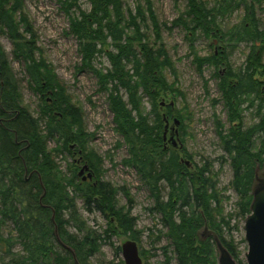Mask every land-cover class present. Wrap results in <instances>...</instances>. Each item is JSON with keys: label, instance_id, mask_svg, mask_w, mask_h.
<instances>
[{"label": "trees", "instance_id": "obj_1", "mask_svg": "<svg viewBox=\"0 0 264 264\" xmlns=\"http://www.w3.org/2000/svg\"><path fill=\"white\" fill-rule=\"evenodd\" d=\"M83 1L58 0L69 20L68 33L77 40V72L91 71L98 91L107 94L114 130L122 139L117 146L128 149L123 162L137 171L150 191L153 204L148 209L166 229L159 231L169 241L163 248L167 262L174 257L177 264H219L214 237L204 233L207 225L238 264H247L234 238L239 226L233 220L250 214L259 170L264 168V61L256 50L258 43L264 44V29L255 10L263 0H214L213 5L210 0H187L170 26L159 20L152 0H137L134 10L124 0H87L91 8L86 10ZM240 8L245 10L242 19L223 29L220 20ZM178 26L186 30L188 56L198 72L202 75L205 66L214 68L220 97L212 104L222 103L227 112L226 122L213 112L224 161L233 170L232 180L223 187L221 170L212 160L200 165L190 160L188 165L185 160L192 159V153L164 140L165 118L180 120L181 141L189 135L193 119L176 61L163 39V28L172 32ZM0 35L11 41L13 59L23 63L28 87L40 100L36 116L0 42L1 264H97L93 258L106 243L114 246L116 257L99 264H124L121 247L112 238L127 235L141 244L144 230L132 213L134 196L126 185L103 178L104 159L90 146L94 133L86 129L84 109L44 56L24 0H0ZM211 37L227 41V46L200 54L197 40ZM241 43L251 44V51L234 69L230 45ZM103 57L109 65L98 66ZM221 66L226 67L223 74ZM168 95L174 106L162 107ZM178 97L185 102L182 108L175 107ZM251 108L254 121L248 124L244 113ZM51 141L55 146H49ZM64 154L83 157L92 179L78 174L79 159L67 161L63 170L57 158H66ZM230 189L237 195L234 212L225 211ZM121 192L127 204H120ZM79 199L86 211L107 220L104 230L88 224ZM140 254L147 259L150 250L141 249Z\"/></svg>", "mask_w": 264, "mask_h": 264}, {"label": "rangeland", "instance_id": "obj_2", "mask_svg": "<svg viewBox=\"0 0 264 264\" xmlns=\"http://www.w3.org/2000/svg\"><path fill=\"white\" fill-rule=\"evenodd\" d=\"M127 6L133 10L137 0H124ZM144 2V0H140ZM154 10L161 22H167L170 26L171 22L176 19L180 12L184 9L187 0H152ZM211 5L214 0H210ZM253 1V0H249ZM83 9L89 10L90 3L87 0L82 2ZM24 8L31 22L33 23L38 37L39 45L43 49L44 56L50 61L57 74L68 87L74 102L82 105L84 109V121L86 129L94 133V138L90 142V146L94 148L104 159L105 173L103 178L112 182L116 186L126 185L134 196L133 215L137 216V226L144 230L139 250H150L147 259L142 256L143 264H177L173 257L169 262L166 260V255L163 252L164 246L169 244L166 236L159 230L165 232L162 225L157 220L156 214L152 213L148 208L152 206L153 199L150 196V191L145 187L139 178L137 171L134 168L128 167L123 160L128 156V149L125 144L117 146L118 141H122L114 130L113 113L110 111L107 94L98 91V82L95 75L89 71L77 72V65L81 62V56L78 52L77 40L73 35L68 33L69 20L65 12L60 9L58 0H24ZM256 18L259 21L260 28L264 29V0L261 5L256 4ZM245 15L244 8L235 10L233 13L226 15L220 20L223 29L231 28L237 24ZM186 30L182 27H174L172 32L163 28V39L167 45L168 51L176 61L180 77V86L186 93V103L189 105V110L193 114L192 125L188 128L189 135L182 141L188 152L192 153L193 161L202 164L206 159L214 162V168L220 171L219 186L223 187L229 184L233 178V170L228 162L224 161V150L219 142V137L215 131L213 112L222 118L224 122L227 120V112L222 103L213 107L212 100L220 97L219 88L217 86V78L213 76L214 68L205 66L204 72L201 75L192 63V57L188 56L189 42L186 37ZM0 42L5 47L12 62V66L17 76L22 80V92L25 102L30 106L31 111L37 116L39 111V96L36 95L27 83L24 65L13 59L11 53L12 43L5 36L0 35ZM212 44V45H210ZM227 41H218L216 37L200 38L196 42V47L200 54L206 55L211 51H218L221 47H226ZM251 44L241 43L238 46L230 45V63L234 69L241 67L248 54L251 51ZM256 50L261 52L264 61V44L258 43ZM102 64L98 66L109 65L106 57L102 58ZM226 67L221 66L220 70L224 73ZM170 79L172 77L170 76ZM208 80V84H205ZM174 101L170 95L161 100L167 103ZM182 97H178L175 101V107L182 108L184 106ZM149 109V106L147 107ZM253 108L245 111V122L252 123ZM170 122V121H169ZM228 126V125H227ZM168 134V133H167ZM182 135L180 134V137ZM183 139V137H182ZM50 147L55 146L53 141L50 142ZM59 155L57 160L63 170H66L67 161L71 162L74 159H79V155L69 156L67 154ZM190 161V162H191ZM79 171V169H78ZM264 176V168L259 170V177ZM231 196L229 201H225V211L234 212L237 200L236 193L230 189L227 192ZM121 205L127 204V198L121 192L118 195ZM78 206L88 224L99 231L106 227L107 220L98 212H88L83 207L81 199L78 200ZM246 219V218H245ZM245 219L241 216L234 218L233 223L237 221L239 229L233 230L234 238L239 243V249L242 252V258L245 259V253L248 250V245L245 240L244 223ZM130 239L127 235H116L112 238L115 246H120ZM244 240V241H242ZM172 255V253H169ZM219 256V253H218ZM116 257L114 246L104 244L102 252L97 254L93 260L99 264L105 260H110ZM120 259H124L120 253ZM1 264V261H0Z\"/></svg>", "mask_w": 264, "mask_h": 264}, {"label": "water", "instance_id": "obj_3", "mask_svg": "<svg viewBox=\"0 0 264 264\" xmlns=\"http://www.w3.org/2000/svg\"><path fill=\"white\" fill-rule=\"evenodd\" d=\"M170 105L174 106L172 100ZM161 106H165V102H161ZM165 131L164 140L171 142L175 147H183V142L180 139L179 125L180 120L174 118L173 120V134L167 139V132L169 129V120L165 118ZM74 147V145H72ZM81 152V150H80ZM83 157H81L82 159ZM190 165L189 160H185ZM87 172V173H86ZM86 173L83 180L92 179L93 172L87 162L84 163L79 171V174ZM258 184L253 191V200L251 203V212L246 217L244 223L245 240L248 245V250L245 253V259L247 264H264V176L257 177ZM54 218V215H53ZM205 235H212L216 242L217 250L219 253L218 263L219 264H238L233 258L230 251L223 245L217 233L213 230H209L208 226L205 225ZM69 248V247H68ZM70 249V248H69ZM71 250V249H70ZM74 254V253H73ZM121 254L124 259V264H143V259L140 254L139 245L136 240L128 239L121 245ZM75 256V254H74ZM79 264L78 261H76Z\"/></svg>", "mask_w": 264, "mask_h": 264}, {"label": "flooded vegetation", "instance_id": "obj_4", "mask_svg": "<svg viewBox=\"0 0 264 264\" xmlns=\"http://www.w3.org/2000/svg\"><path fill=\"white\" fill-rule=\"evenodd\" d=\"M169 129H168V134H167V139H169L170 138V136L173 134V129H172V125H173V120L172 121H170L169 122ZM84 161L80 158L79 160H78V165H79V171H80V169L82 168V166L84 165ZM87 173V172H86ZM86 173H84V174H79V172H78V174L82 177V178H84V176H86Z\"/></svg>", "mask_w": 264, "mask_h": 264}]
</instances>
